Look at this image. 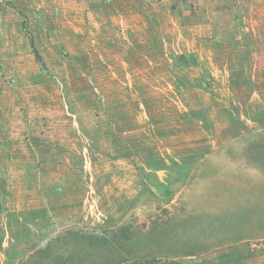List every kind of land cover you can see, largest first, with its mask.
Masks as SVG:
<instances>
[{
    "label": "rangeland",
    "instance_id": "obj_1",
    "mask_svg": "<svg viewBox=\"0 0 264 264\" xmlns=\"http://www.w3.org/2000/svg\"><path fill=\"white\" fill-rule=\"evenodd\" d=\"M135 1L141 14L124 5L123 22L104 17L98 36L124 40L105 64L67 59L63 46L48 58L55 77L38 64L16 72L12 59L4 71L0 60V124L24 135L0 154V199L10 207L29 181L52 177L41 190L61 207L41 215L49 235L35 252L68 231L128 228L129 243L140 240L130 260L264 264V0ZM33 2L0 0V33L17 23L3 32L8 55L14 43L33 54L28 17L13 4ZM17 77L19 123L6 109ZM59 247L9 264H54Z\"/></svg>",
    "mask_w": 264,
    "mask_h": 264
},
{
    "label": "crops",
    "instance_id": "obj_2",
    "mask_svg": "<svg viewBox=\"0 0 264 264\" xmlns=\"http://www.w3.org/2000/svg\"><path fill=\"white\" fill-rule=\"evenodd\" d=\"M13 4L16 8L25 12L26 17H28L29 26L35 39L34 43L54 77V72L57 74L58 72L54 68L52 69V63L48 61L49 56L59 58V55L54 51V47L63 46L70 56L84 57L86 55L97 54L100 56L98 64H105V58L102 56H107L109 53L117 51L121 45L120 41L123 43L124 40L120 37V34H115L114 36V34L110 33L109 37H99L98 33L100 28H102V24H107L106 21H111L114 17L115 19L119 18L122 22L127 19L129 11H126L128 16L116 14L119 8L125 9L124 5H133L134 12L141 14L139 1L135 0H40L39 3ZM114 10L116 11L114 12ZM2 22L4 23L3 19ZM11 26L17 28V23L11 24L10 27L3 25L4 30L7 29L10 35H13L16 31H13ZM4 30H1L0 33V60L3 70L6 71L8 61L12 59L11 62L14 65L12 69L16 72H23L27 76L30 70L38 72V65L35 62L33 54L28 51L20 53L17 43H14L11 47L14 50L11 55L2 51L3 46L9 38L8 35L6 38L4 37L6 33V30L3 33ZM22 54H25L27 60L31 62L29 67H25L18 60ZM49 63L51 64V68ZM55 64L57 62L54 61V66ZM92 70L95 71L96 69L92 68ZM17 84L18 77L15 84V93L18 99H14L11 88L9 90L6 89V92L13 96L11 98V107H6V109L15 114L17 123H19L20 114H18V111L24 108V103H20L22 97ZM26 115L29 116V113H26ZM0 117H2L1 111ZM45 117L46 115L42 112L39 118L44 120ZM21 133L23 131L21 128L19 129L18 125L16 127H7L0 124V142L9 145V147L6 146L8 149L5 146L2 148L0 145V154L4 152L11 153L13 143L23 139L24 135ZM48 175V178L45 176L39 178L40 186L37 181L38 177H36L29 181L31 186L29 185L24 188L23 193H14V204L10 207L6 202L2 203L0 199V254L3 253L2 255L5 257L3 264H9L14 259L13 257H17L15 260L19 261L29 254H33V251L49 235L47 233L49 226L41 223V215H44L46 209L54 212L61 206L55 207L52 204V199L46 198V193L41 190L48 188L41 187L43 183L52 178ZM31 212L39 215V217L32 222V225L37 228L29 229L32 225L28 223L26 217L33 215ZM18 220L22 224L25 223V229H21L20 232L16 228L19 225ZM14 228H16V233H14ZM23 238L26 240H23Z\"/></svg>",
    "mask_w": 264,
    "mask_h": 264
},
{
    "label": "trees",
    "instance_id": "obj_3",
    "mask_svg": "<svg viewBox=\"0 0 264 264\" xmlns=\"http://www.w3.org/2000/svg\"><path fill=\"white\" fill-rule=\"evenodd\" d=\"M31 35V34H30ZM31 49L36 63L40 66L43 74L52 75L44 58L38 51L34 40H31ZM58 52V51H57ZM67 59H71L69 53H65ZM128 228H119L109 233L83 231H68L63 235H55L50 240H45L44 246L40 248L33 257L40 260H47L54 254L55 247L60 243V249H65V253H60V257L54 259V264H153L145 261L144 258L137 257L136 253L139 245V238L133 240L127 237ZM133 244V245H132ZM129 246H132L131 249ZM71 247V248H69ZM137 254L132 260L126 256ZM175 254V253H173ZM186 254V253H184ZM141 259V262L139 261ZM168 264H179L172 261Z\"/></svg>",
    "mask_w": 264,
    "mask_h": 264
}]
</instances>
